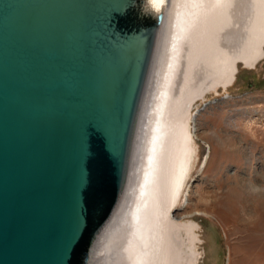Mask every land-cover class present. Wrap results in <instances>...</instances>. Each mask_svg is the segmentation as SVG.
<instances>
[{"label": "water", "instance_id": "water-1", "mask_svg": "<svg viewBox=\"0 0 264 264\" xmlns=\"http://www.w3.org/2000/svg\"><path fill=\"white\" fill-rule=\"evenodd\" d=\"M165 8L0 0V264H95Z\"/></svg>", "mask_w": 264, "mask_h": 264}, {"label": "bare ground", "instance_id": "bare-ground-1", "mask_svg": "<svg viewBox=\"0 0 264 264\" xmlns=\"http://www.w3.org/2000/svg\"><path fill=\"white\" fill-rule=\"evenodd\" d=\"M151 1L157 11L166 6L165 18L126 190L99 236L95 264H192L184 238L197 239L192 206L185 207L189 221L172 225L171 216L199 156L195 139L205 135L191 108L207 92L228 89L239 64L252 68L264 57V0ZM212 204L200 205L209 212Z\"/></svg>", "mask_w": 264, "mask_h": 264}, {"label": "rangeland", "instance_id": "rangeland-1", "mask_svg": "<svg viewBox=\"0 0 264 264\" xmlns=\"http://www.w3.org/2000/svg\"><path fill=\"white\" fill-rule=\"evenodd\" d=\"M190 116L205 135L195 139L199 156L172 225L194 215L196 241L184 232L192 264H264V57L252 68L239 64L234 83L207 92ZM206 199L215 203L209 212Z\"/></svg>", "mask_w": 264, "mask_h": 264}]
</instances>
